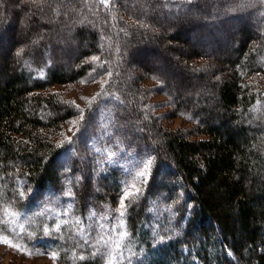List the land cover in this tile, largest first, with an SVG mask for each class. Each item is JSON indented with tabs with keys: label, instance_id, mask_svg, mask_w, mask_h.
Segmentation results:
<instances>
[{
	"label": "trees",
	"instance_id": "obj_1",
	"mask_svg": "<svg viewBox=\"0 0 264 264\" xmlns=\"http://www.w3.org/2000/svg\"><path fill=\"white\" fill-rule=\"evenodd\" d=\"M11 1L0 0V197L23 216L0 239L56 252L61 264H106L109 251L115 264H264V90L248 81L264 76V0H23L21 18ZM28 18L32 33L18 42ZM180 41L188 48L173 58L178 66L227 58L211 73L210 106L156 71L129 68L148 55L168 67L159 51ZM90 77L105 83L82 110L52 90ZM146 81L193 130L151 114ZM133 183L125 246L91 255L99 225L120 219L114 210Z\"/></svg>",
	"mask_w": 264,
	"mask_h": 264
},
{
	"label": "rangeland",
	"instance_id": "obj_2",
	"mask_svg": "<svg viewBox=\"0 0 264 264\" xmlns=\"http://www.w3.org/2000/svg\"><path fill=\"white\" fill-rule=\"evenodd\" d=\"M10 4L15 14H18L20 18L24 17L23 14L27 12V9L23 5V0H12ZM29 20L30 18H28V21L23 20L18 26L19 29L15 31L14 35L15 37L17 36L18 42H24L25 39H27V36L31 35L32 32H30V27L33 26V22H30ZM12 37L14 36L12 35ZM160 45L165 47L163 42H161ZM182 45L183 43L180 41L179 44L172 46V50L163 51L161 49L159 51L160 56L167 60L168 67H160L159 63L150 65L151 60H149L150 57L148 55L147 61L138 60L137 62L139 64L136 63L135 67L129 66V68L133 69L135 72H142V70L146 69L158 72L166 79L170 87L180 92L185 97H191L192 104L197 107H204L206 104H209L208 101L212 100L214 95L213 91L209 89L211 73L213 70H223V65H225V60L227 58L226 56H223L221 59L224 61L216 63L215 60L211 68L206 69H189L180 60L179 63L181 66H178L175 64L173 58H177V55L180 53L186 54L188 48V46L183 48ZM155 48H158V46ZM227 54H229V56L234 55L232 50L228 51ZM9 65L12 66L14 64L9 60ZM2 66L3 64H0V67ZM248 81H252L255 85L264 90V76L258 75L249 78ZM104 83V79L90 77L87 80L82 82L79 81L72 85L54 87L52 90L58 93L61 98L73 104L77 109L82 110L99 95ZM142 85L145 89V100L148 110L152 115L159 119L164 127L171 130H193V127L196 124L190 122L185 117L176 115L172 99L159 92L160 84L154 81H146ZM201 88H204V93L199 92ZM197 93L201 94L198 95ZM78 120V118H74L69 121L61 132L59 138L63 139L72 134ZM44 253L47 252L38 246L23 248L17 244L0 239V264H61L57 259L53 260L50 253Z\"/></svg>",
	"mask_w": 264,
	"mask_h": 264
},
{
	"label": "snow or ice",
	"instance_id": "obj_3",
	"mask_svg": "<svg viewBox=\"0 0 264 264\" xmlns=\"http://www.w3.org/2000/svg\"><path fill=\"white\" fill-rule=\"evenodd\" d=\"M104 2L105 0H101V3ZM187 2H191V0H187ZM115 154H116L115 152H109L107 155L108 157H111L114 156ZM150 164L151 161L150 160L147 161L143 166L144 169L146 170ZM138 175L140 177H145V171H140ZM138 194H139V189L136 188L134 183L126 187L122 195V198L118 201V208L114 210L116 213H118V217L120 219L117 221L115 217H112L114 223L108 229H105V225L103 224L99 225V228L101 230L98 231L96 235L93 237L91 244L88 239V236L92 235L91 233H88V235H85L83 231L78 233L84 244L86 245L90 244L91 247H94L96 249V251L91 253V255L95 256L101 248H108L110 245H114L115 249L117 250L125 246L124 241H126L129 238L126 221L123 219L125 217V210L129 206L128 204L125 203V201H130V199L133 196H138ZM0 205H6L0 207V232H6L8 234H12L13 232L16 231V229L12 227V225L19 221L20 217L23 216V213L20 212L18 209H15L14 203L6 202L3 200L2 197H0ZM96 215L97 214L95 211L91 213L92 217H95ZM10 217L12 219H9ZM109 218L110 217H108L104 213H101L99 217V219L102 220H108ZM64 223L67 224V221H64ZM75 223L80 224V220L77 219ZM111 232H116L118 238L114 239L111 236ZM44 254H48V253H44ZM50 255L53 260H56L58 258L56 252H52ZM101 255L107 256L106 264H115L116 257L112 251H109L108 253H101ZM79 259L83 260L84 257L80 256ZM120 259L123 260L122 255L120 256ZM129 259H131V256L129 257Z\"/></svg>",
	"mask_w": 264,
	"mask_h": 264
}]
</instances>
